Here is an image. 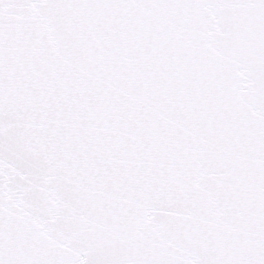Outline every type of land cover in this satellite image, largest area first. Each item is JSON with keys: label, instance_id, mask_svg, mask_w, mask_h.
Here are the masks:
<instances>
[{"label": "snow or ice", "instance_id": "6c2138e0", "mask_svg": "<svg viewBox=\"0 0 264 264\" xmlns=\"http://www.w3.org/2000/svg\"><path fill=\"white\" fill-rule=\"evenodd\" d=\"M0 264H264V0H0Z\"/></svg>", "mask_w": 264, "mask_h": 264}]
</instances>
